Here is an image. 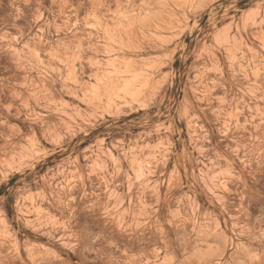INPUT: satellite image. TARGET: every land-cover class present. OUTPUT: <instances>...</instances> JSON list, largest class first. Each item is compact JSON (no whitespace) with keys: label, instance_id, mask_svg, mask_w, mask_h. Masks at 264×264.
Here are the masks:
<instances>
[{"label":"rangeland","instance_id":"obj_1","mask_svg":"<svg viewBox=\"0 0 264 264\" xmlns=\"http://www.w3.org/2000/svg\"><path fill=\"white\" fill-rule=\"evenodd\" d=\"M0 264H264V0H0Z\"/></svg>","mask_w":264,"mask_h":264}]
</instances>
